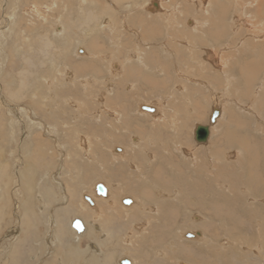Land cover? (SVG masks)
Returning a JSON list of instances; mask_svg holds the SVG:
<instances>
[{
    "label": "rangeland",
    "instance_id": "rangeland-1",
    "mask_svg": "<svg viewBox=\"0 0 264 264\" xmlns=\"http://www.w3.org/2000/svg\"><path fill=\"white\" fill-rule=\"evenodd\" d=\"M7 2L6 7L8 9L0 8V21L5 19L1 18L4 14H7L6 16H9L8 19L11 20L9 30V23L0 22V197L2 193L6 192H11L12 197L8 205L3 197L0 198V211L6 209L0 218V263L67 264L72 261V256L63 261L67 251L66 245L70 246L74 243L75 246L85 249L89 240L84 236H74V231L67 226L68 221L74 216L79 217L74 219H80L82 216H96V214H89L85 211L80 212L76 208H79L78 204L81 202L86 204L83 200L88 194L84 192L90 191L95 182L102 181L111 186L112 192L114 190L119 192L121 184L127 186V191L124 193L126 196L122 198V200H132L127 205L135 203L136 198L143 197V193L146 194L143 191V185L150 189L149 193L151 191L150 194L147 193L150 201H153L151 196L156 194L160 195V198H164L169 193L172 196L175 189L183 191V197L178 200L168 198L158 202V212L156 213H142L136 208L129 214L124 212L119 204L112 201L111 204L113 205L110 209L98 205V207L100 206V210L97 212L98 216L101 215L102 211L104 213L106 209L105 217H111L107 221V227L102 226V230L108 231L112 237V239H107L108 244H104L105 247L103 248H109L114 238L118 237L119 246H115V254H112L115 258H113L112 264H119L118 259L121 257L130 258L132 264H134V260L136 264H149L142 261L149 258L154 259L149 261L150 264H172L175 259L177 260L175 264H252L251 262L254 261L261 264L264 260L262 259L263 256H257L253 252L257 244L264 246V243H260L261 238L259 237L261 233L264 235V203L260 206L262 215L259 212L254 214L255 217L259 216L263 221V229L258 233L254 224L249 221L248 215L243 216L244 200H242V196L236 194L240 186L243 187L244 184H241L242 176L249 169L255 171H252L253 173L249 171L255 184L260 178L263 181L256 184L254 189L257 188L258 191L264 189V122L261 124V121L255 120L256 114L261 112L263 113L262 118L260 115L258 118L264 119V110H262V108L264 109V95H262L264 92L260 90L261 94L256 98L250 93L247 99L244 83L240 80L242 79L241 74L246 71L241 72L237 69L234 71L237 80L231 82L233 85L229 90L226 89L227 92L224 91L223 83L210 76L209 83L215 84L214 86L219 88L214 90L211 100L205 99L207 91H204L203 87L190 85V80H193L194 75H198V71H196L198 66L194 60L199 58L200 53L197 52L199 50L192 52L197 54H195L196 58L188 59L189 50L183 44L185 37L183 32L179 30L186 29L181 26L183 22L186 27L191 28L195 26L194 19L199 17L201 24L203 16L208 15L209 19L205 20L212 29L209 36L213 34L214 30L220 33L231 30L235 24L240 26L238 38H233L232 45H235L237 40L249 37L246 35H251L253 29H249L244 22L237 23L233 18L234 15L231 17L229 14L230 11H238L242 14L241 19L246 21V17H243L245 14L238 10L241 7L237 8V4L246 2L245 5L242 4L243 10L250 12L251 19H249L251 23L255 22L256 26L260 17L257 19L255 11L257 6L262 3L263 8L259 13L264 14V0H254V2L253 0H19L18 3L15 0H7ZM159 2L160 6H158ZM134 3L137 6L136 14H140L144 19L141 25L149 26V30L162 29L163 24L167 22V20L161 21L159 18L162 16L161 11L162 13L167 12L164 18L177 19L180 26L176 23L177 28L175 27V29L177 30H175L173 39L163 34L150 35L151 32L146 30L147 38L167 43L165 54H170V52L176 54L175 56L178 58L176 69L180 70L181 74L180 78L176 80L177 82L174 83L173 80L169 79L174 76L173 71L174 74L176 72L170 64L171 58L167 55L163 58L152 49L146 51L145 60L148 64L146 71L138 66L139 71L135 69L129 71L130 77L126 82L106 86L107 83H113L114 79L109 74L107 67L109 68L111 64L121 66L122 57H126V50L122 49L120 55L122 57L116 58L118 53L115 54L114 52L117 49L115 46L118 43L117 38L110 35L108 26H101L112 15L117 18V23L119 21L122 23L123 14L127 11V7L134 8ZM12 4H14L13 7ZM202 4H205V8L199 10L203 6ZM249 4L252 5L249 7ZM31 6L37 9L34 10L33 8V12ZM149 6L153 12L149 11ZM180 9L181 12H179ZM205 9L208 13L204 14L203 10ZM37 10L40 11L41 18L35 16ZM209 10L211 11L209 12ZM198 11L201 12L199 16H197ZM14 18L18 21L16 22ZM137 19L139 18L137 17ZM259 24L261 23L259 22ZM19 30L23 31L25 35L26 41L23 44L17 40V37L20 36ZM85 30L91 31L89 35L84 33ZM12 35L17 36L14 38ZM260 35L263 38L260 39L261 43H259L261 45L259 51L262 54L257 56L255 53L254 57L263 62L262 66H264V32ZM130 40L132 41L130 47H133L135 41ZM253 40L256 41V39ZM254 41L251 40L250 42L253 44ZM203 42L212 44V41ZM250 42L247 45L251 44ZM238 44L242 54L244 49L249 48L245 46L246 44ZM202 47L206 50L210 49L208 45ZM92 48L99 49L100 55L103 54L105 60L102 58V65L90 61L94 57ZM110 54L113 58L108 56ZM206 55V52L202 51L203 59ZM245 55L247 57L243 58L246 61L249 58V62L252 53ZM243 58L240 59L241 61H237L236 56H232L229 58L231 60L229 62L231 65L245 66L244 64L248 62L245 63ZM51 61H54L58 66L52 68ZM150 62L155 65V68L150 69ZM209 64L206 65L209 66ZM158 65L164 66L167 79L166 77L162 79L159 76L161 74L156 68ZM214 65L209 67H214ZM118 69L113 68L112 71ZM148 70L152 72L147 73ZM55 71L57 73L55 79L58 82L52 79L55 76L52 77L51 74ZM67 72L73 74L74 80L67 75ZM142 72L146 76L138 78V74ZM91 75L101 80H96V82L91 80L89 84L86 81L88 85L83 88L81 80L90 78ZM100 76L104 79L102 80ZM48 80L52 88L46 84ZM104 81L106 82L104 83ZM115 81L120 82L119 80ZM262 81L264 82V70L256 75L253 82L256 84L253 85L257 87ZM237 85L238 89L235 90L233 86L237 88ZM260 85L264 89V84ZM111 88L115 90L117 96L109 91ZM173 93H175L176 99L172 98ZM180 93L185 94L183 99L179 98ZM238 93H241L243 99L241 101H244L243 107L234 106L236 102L233 100H239ZM103 94L105 95L99 99V95ZM44 96H46L45 99H43ZM101 100L106 102L108 109L112 112L100 109ZM188 100L190 101L188 108H191L192 101L198 102V105L200 104L199 110L205 114V118H194L189 125L183 112ZM81 102L90 108L87 113L91 112V116L86 115V119H75L78 116V111L75 110L73 104L79 106ZM141 103L145 106H148L147 104L157 105L158 113L156 116L148 113L149 116H145L147 111L138 108ZM214 109H221L222 116L216 117L212 123L210 116ZM174 117L177 118L179 124L178 140L181 142L184 140V130L188 125L186 132L190 133L188 143L193 148L191 151L199 149L201 153V150L215 147L214 151L219 149L217 154L221 159H224L229 152H232L231 154L235 152L232 160L237 159V162H216L215 166H211L210 157H201L199 161L203 160L200 168L202 177L198 183H195V187L188 186L186 188L180 175V155L176 153V158L172 164L174 181L168 179V176L164 178L162 170L167 167L164 160L166 155L164 148L170 145L172 139H175V131L171 130V125L168 122ZM253 118L256 122L253 121ZM244 122L248 123L246 128H238V130V125ZM210 124L214 125L213 131H210V139L206 142H196L194 139L196 126H211ZM160 129L163 130L162 134L154 133ZM9 131L13 132V136ZM231 132L235 136L237 133L240 134L237 137L242 138L246 147L249 146L248 148L244 146V148L256 155L257 162L255 166H252V169L248 165L245 172L240 168L238 169L241 159H238L236 149L230 147L233 139ZM133 138L141 141L142 148L132 147L130 149V144L135 142ZM82 139L85 140V144H82ZM213 144L215 146H212ZM114 146H120L124 151L115 153L113 152ZM80 147L87 149L85 153ZM106 147L112 151L108 152ZM33 150L34 153H32ZM126 151L130 152L127 162L124 158H112V153L123 157L126 155ZM147 152H152L153 159L151 161L156 163L157 168L151 178L160 182L158 187L152 186L148 181L150 180V160ZM133 165L135 166L134 169L131 168ZM21 167L24 168V176L29 178V175H33L31 184L23 183L21 185V182L16 180L18 174L23 171L19 170ZM254 167L257 168L253 169ZM203 175H205L206 181H203ZM9 181L11 183L8 186ZM212 182H215L218 187L222 183H226L230 188L226 192L216 190L214 185H210ZM193 188L198 191L195 196L199 201H202L199 199L200 194L209 190L213 191V189L220 199L216 198V202L211 201L212 203L208 202L207 204L202 201V208L193 209L194 213L189 212L187 208L191 202L186 195L188 192L193 193ZM220 200L227 201L223 203ZM192 214L199 217L194 222L191 218ZM128 215H130L129 218ZM99 224V221L95 223L97 226ZM233 224L238 226L234 227ZM145 228L146 237H143L142 234L139 237L133 234L140 233ZM67 229L72 236L65 237L63 235ZM181 230L182 233L198 230L203 237L199 240L188 239L194 241V244H187L177 238V234ZM124 234L138 238L132 242L133 246L125 244L119 239ZM237 236L245 238L244 246H237ZM251 237L252 241L249 242ZM93 244L97 245V242L94 241ZM224 246L227 248L223 249ZM260 253H264V250ZM9 254H12L10 258H8ZM165 254L174 261L166 260ZM179 255H181L180 258H178ZM5 258H8L7 261H4ZM95 263L97 264L98 261Z\"/></svg>",
    "mask_w": 264,
    "mask_h": 264
},
{
    "label": "bare ground",
    "instance_id": "bare-ground-1",
    "mask_svg": "<svg viewBox=\"0 0 264 264\" xmlns=\"http://www.w3.org/2000/svg\"><path fill=\"white\" fill-rule=\"evenodd\" d=\"M16 1V3H18L19 2V0H15ZM21 1V0H20ZM82 1H84V0H82ZM138 1V0H137ZM211 1V0H210ZM220 1V0H219ZM226 1V0H225ZM238 1V0H237ZM250 1V0H249ZM103 2V1H102ZM253 2H254V0H253ZM6 3H8L7 2V0H1V2H0V8L1 9H3V8H6V9H8V7H6L8 4H6ZM55 3V2H54ZM77 3V2H76ZM112 3V2H111ZM246 3V2H245ZM245 3L243 4V5H245ZM62 4V3H61ZM73 4V3H72ZM206 4V3H205ZM205 4H202L203 6L202 7H200L199 8V10H202L203 8H205L204 6H205ZM242 4H237V8L238 7H241L240 9H238V10H240V12H242L243 14H245V16H243L244 18L246 17V21L245 20H242L241 19V17L240 16H242V14L241 13H239L238 11L237 12H232V11H230V15H231V17H232V15H234L233 16V18H236L237 19V21L238 20H242V22H244L245 24H247V27L249 28V29H253V33L250 35V34H247L246 36H249V37H247V38H243V39H240V40H237V44H235V45H232V43H233V38H238V36H239V27L240 26H236L237 24H235L234 25V27L231 29V30H227V31H225V32H220V33H218V31H216V30H214L213 31V34L211 35V36H209V32L212 30V29H210V27H209V24L206 22V20L205 19H209L208 18V15H206V16H203V22L200 24V19H199V17L198 18H196V19H194V24H195V26L194 27H191V28H188V27H186L185 25H184V22L182 23V25L181 26H184L186 29H183V30H179L180 32H183V36L185 37L184 39L183 38H181V39H183L184 40V42H183V44H184V46L189 50V52H188V59H190V58H196L195 57V54L194 53H192L193 51H197V50H199V51H197V52H199L200 53V56H199V58L198 59H196V60H194V63L198 66V67H196L195 69H196V71H198V75L197 76H195L194 75V77L192 78L193 80L191 81L190 80V85L191 84H194V85H196V86H200V87H203V89H204V91L206 90L207 91V96H206V98L205 99H207V100H209L210 98H211V95L214 93V90L215 89H217V88H219V87H215L213 84H210L209 83V81H210V76L212 77V78H214L215 80H217V81H219V82H221V83H223L224 84V91L227 89V90H229L230 89V87L233 85V84H231V82L232 81H234V80H237V77H236V75L234 74L235 72V70L237 71V69H238V71H246L247 72V74H246V72L245 73H243V74H241V78L242 79H240L239 77H238V79H240V80H242V82L244 83V88L246 89V91H245V94H246V96H247V99H248V95H250V93L251 94H253V97H258V95L259 94H261L260 93V90L262 91V92H264V89H263V87H262V85H260V84H264V82L262 83H260L257 87H256V85H253V84H256V82L255 83H253L254 82V80H255V77H256V75L260 72H262L263 70H264V66H262V64H263V62H261V61H259L258 59H255V57H254V55H255V53L257 54V56L260 54H262L261 53V51H259V47L261 46L259 43H261L260 42V39L262 38V36L260 35L262 32H264V14H261V13H259V12H261L262 11V3H260L258 6H257V9H256V11H255V16L257 17V19H258V17H260V20L258 19V23H256V26H255V22L254 23H251V17H250V12L249 11H244L243 9H244V6L242 5ZM254 4V3H253ZM19 5V4H18ZM53 5V4H52ZM193 5V4H192ZM201 5V4H200ZM252 4H249V7L251 6ZM14 6V4H12V7ZM34 6H35V4H34ZM42 6V5H41ZM40 6V7H41ZM73 6V5H72ZM85 6V5H84ZM135 6V7H134ZM134 8H130L129 6L127 7V11L126 12H124V14H123V17H124V20L122 21V23H121V21H119V23H117V18L116 17H114L113 15L111 16V17H108L107 18V20L104 22V24L101 26V27H106V26H108V29H109V32H110V35L111 36H116V38H117V40L116 41H118V43H117V45H115L116 47H117V49H116V51L114 52L115 54H117L118 53V55L116 56V58H120V57H122V56H120L121 54H122V49H125L126 50V57H122V59H123V62H122V65H121V68H120V70H117V71H112V69L113 68H119V65L118 64H111V68L109 67H107V69H108V71H109V74L112 76V79H113V83H107V85L106 86H109L110 84L112 85L113 84V86L114 85H119V84H121V82H126L127 80H128V77H130V70L131 69H135V70H138L139 71V67H141L144 71H146L147 69H148V64H147V62H146V60H145V58H146V55H147V52L146 51H150V50H152V49H154L156 52H158L159 53V55L160 56H162L163 58L164 57H166V55L169 57V58H171V66H173V70H175L176 72H175V74H174V71H173V75L174 76H172V78H169V79H171V80H173L174 81V83L175 82H177L176 80L178 79V78H180L179 76L181 75L180 74V70H177L176 68V62H178V58H177V56H175L176 54L174 53V52H170V54L168 53V54H165V48L167 47L166 46V42L165 41H157V40H154V39H150V38H147L146 37V35H147V32H146V30L147 31H149V32H151V34L150 35H160V34H163V35H165L166 37H169V38H174V35H175V30H177V29H175V27H176V25L178 24V26H180L179 25V23H178V21H177V19H174V18H171V17H167V18H164V15L167 13H160V14H162V16H160L159 18L161 19V21L163 20V19H165V20H167V22L165 23V24H163V26H162V29H158V28H154V29H152V30H149L150 29V27L149 26H146V27H144L143 25H141V24H143V16H141L140 14H136V12H135V9L137 8V6L135 5V3H134ZM158 6H159V4H158ZM233 6V5H232ZM248 6V5H247ZM90 7V6H89ZM132 7V6H131ZM18 8V7H17ZM27 8V7H26ZM31 10H33V6H31ZM51 8V7H50ZM66 8V7H65ZM88 8V7H87ZM102 8V7H101ZM119 8V7H118ZM117 8V9H118ZM191 8V7H190ZM214 8V7H213ZM233 8H236V7H233ZM0 9V10H1ZM22 9V8H21ZM28 10H30L29 8H27ZM37 8L35 7L34 8V10H36ZM81 9V8H80ZM147 9V8H146ZM149 11H152L151 10V7L149 6ZM175 9V8H174ZM16 10V9H15ZM34 10H33V12H34ZM42 10V9H41ZM123 10V9H122ZM126 10V9H125ZM212 10V9H211ZM211 10H209V12L211 11ZM237 10V9H236ZM12 11V10H11ZM27 11V10H26ZM63 11V10H62ZM124 11V10H123ZM174 11V10H173ZM176 11H178V10H176ZM219 12H220V10H218ZM13 12V11H12ZM138 12V11H137ZM179 12H181V9L179 10ZM223 12H224V10H223ZM222 12V13H223ZM21 13V12H20ZM28 13H29V11H28ZM35 16L36 17H38V18H41L40 16H41V14H40V11H35ZM66 13V12H65ZM203 13L205 14V13H208L207 12V9H205V10H203ZM33 14V13H32ZM84 14V13H83ZM169 14V13H168ZM173 14V13H172ZM1 15V14H0ZM7 15V14H6ZM5 14L3 15V17H1V18H5V19H2L0 22L1 23H9L8 24V30L10 29V22H11V20H9L8 19V17L9 16H6ZM15 15V14H14ZM117 15V14H116ZM199 15H201V12L200 11H198V15L197 16H199ZM44 16V15H43ZM59 16V15H58ZM83 16V15H82ZM172 16V15H171ZM176 16H177V14H176ZM12 17V16H11ZM137 17L139 18V19H137ZM145 17H147V16H145ZM209 17H211V16H209ZM230 17V16H229ZM44 18V17H43ZM153 18V17H152ZM158 18V19H159ZM250 18V19H249ZM131 19V20H130ZM148 19V18H147ZM157 19V18H156ZM211 19V18H210ZM226 19V18H225ZM7 20V21H6ZM14 20H15V18H14ZM26 20V19H25ZM154 20V19H153ZM230 20V19H229ZM16 21V20H15ZM18 21V20H17ZM16 21V22H17ZM158 21H160V20H158ZM15 22V23H16ZM259 22L261 23V24H259ZM15 23H14V25H15ZM161 23H163V22H161ZM177 23V24H176ZM217 23V22H216ZM237 23H239V22H237ZM39 24V23H38ZM147 24H149L148 23V21H147ZM189 24H190V22H189ZM222 24V23H221ZM220 24V25H221ZM232 24V23H231ZM240 24V23H239ZM18 25V24H17ZM20 25V24H19ZM42 25V24H41ZM29 26H30V24H29ZM94 26V25H93ZM16 28H17V26H15ZM33 27V26H32ZM96 27V26H95ZM95 27H94V29H95ZM62 28V27H61ZM70 28V27H69ZM177 28V27H176ZM180 28V27H179ZM178 28V29H179ZM226 28V27H225ZM224 28V29H225ZM230 28H231V26H230ZM29 29V28H28ZM182 29V28H181ZM223 29V28H222ZM33 30V29H32ZM63 30V29H62ZM65 30V29H64ZM20 31V30H19ZM37 31V30H36ZM95 31H97V30H95ZM179 31H178V33H179ZM3 32V31H2ZM15 32H17L16 30H15ZM14 32V33H15ZM75 32V31H74ZM91 31L90 30H85L84 31V33L85 34H87V35H89V33H90ZM177 32V31H176ZM185 32V33H184ZM13 33V32H12ZM56 33V32H55ZM60 33V32H59ZM20 36L19 37H17V40L18 41H20L21 42V44H23V43H25V41H26V39H25V35H24V33H23V31L21 32L20 31ZM29 34V33H28ZM33 34V33H32ZM39 34V33H38ZM57 34H58V32H57ZM227 34H229L228 36H227ZM17 35H18V33H17ZM17 35H12L14 38L17 36ZM182 36V37H183ZM245 36V37H246ZM264 36V35H263ZM251 37V38H250ZM111 38H113V37H111ZM115 38V37H114ZM130 39H133L134 41H135V45H132L133 47H130V42H132ZM249 39H251L252 41H254L253 39H256V41H254L255 43H253L252 44V42H250L249 41ZM263 39V38H262ZM28 40V39H27ZM30 40V39H29ZM114 40V39H113ZM247 40V41H246ZM48 41L49 42H51L50 41V39H48ZM203 41H212V44H210V43H207V42H203ZM251 43V44H249V45H247L249 42ZM56 42V41H55ZM114 42V41H113ZM203 42V43H202ZM198 43V44H197ZM238 43H241L242 45L243 44H246L245 46H248L249 48H247V49H244L243 50V52L245 53V54H247V53H252V59L250 58V60H249V62H248V59H247V61L245 60V58H243V57H247L244 53V55L242 54V51H240V49H239V44ZM52 44H53V42H52ZM134 44V43H133ZM37 45V44H36ZM206 45H208L209 46V50H206V49H204L202 46H206ZM55 46V45H54ZM183 46V45H182ZM170 47V46H169ZM216 47H218V49H216ZM38 48V47H37ZM184 48V47H183ZM58 49V48H57ZM167 49V48H166ZM173 50V48L171 49V51ZM202 51H205L206 52V57H204V59H203V57H202ZM59 52V51H58ZM117 52V53H116ZM55 53V52H54ZM94 53V54H93ZM112 54H113V51L111 52ZM88 54V53H87ZM92 54L94 55V57L90 60L92 63H99L100 65H102V58L104 59V57H103V54L102 55H100V51H99V49H97V48H92ZM109 54V53H108ZM242 54V55H241ZM197 55V54H196ZM70 56V55H69ZM108 56H110V57H112L113 58V56H111V54L110 55H108ZM219 56H221V57H219ZM232 56H236V60L237 61H241L240 59L241 58H243V60H245V63H247V64H244L245 66H240V65H231V63L229 62V58L230 57H232ZM238 56V57H237ZM256 56V57H257ZM86 57V56H85ZM107 57V56H106ZM161 57V58H162ZM219 57V58H218ZM254 57V58H253ZM65 58V57H64ZM239 58V59H238ZM48 59H50V58H48ZM234 59H235V57H234ZM52 60V59H51ZM63 60V59H62ZM65 60V59H64ZM63 60V61H64ZM105 60V59H104ZM160 60V59H159ZM206 60V61H205ZM97 61V62H96ZM231 61V60H230ZM49 62V61H48ZM210 63V64H209ZM239 63V62H238ZM36 64V63H35ZM48 64V63H47ZM190 64H191V62H190ZM206 64H209V66H211V65H213V64H215L214 65V67H209V66H207ZM234 64V63H233ZM242 64H243V62H242ZM51 65H52V68H55L56 67V65L57 64H55V62L54 61H51ZM61 65V64H60ZM103 65H105V64H103ZM185 65H186V63H185ZM58 66V65H57ZM114 66V67H113ZM139 66V67H138ZM150 69H153V68H155V65L153 64V63H151L150 62ZM157 67H159L160 69L159 70H157L158 72H160V74L161 75H159L162 79L164 78V77H166V71H165V68H164V66H162V65H158V66H156V68ZM236 67V68H235ZM103 68V67H102ZM179 68H180V66H179ZM63 69V68H62ZM186 70V69H185ZM194 70V69H193ZM50 71V70H49ZM49 71H48V73H49ZM54 71V70H53ZM188 71H190V70H188ZM187 71V72H188ZM60 72V71H59ZM95 72V71H94ZM97 73H100L99 71H96ZM152 72V71H151ZM149 70H148V72L147 73H151ZM195 72V71H194ZM51 73V72H50ZM45 74V73H44ZM56 71L55 72H53L51 75H53L52 77H54V78H52L53 79V81L55 80L56 82H58V80H56L55 78H56ZM185 74V73H184ZM67 75L68 76H70V78L72 79V80H74V76H73V74L71 73V72H67ZM66 75V76H67ZM187 75V74H186ZM238 75V74H237ZM144 76H146L145 74H143V72L142 73H139L138 74V78L140 77H144ZM187 76H190V75H187ZM260 76H263V75H261L260 74ZM259 76V77H260ZM50 77V76H49ZM96 77V76H95ZM100 77H102V76H100ZM123 77V78H122ZM184 77H185V75H184ZM190 77H192V76H190ZM258 77V78H259ZM91 78V79H90ZM90 78H85V79H82L81 80V85H82V87L83 88H85L90 82H91V80L92 81H95L96 82V80H98V81H100L101 79L100 78H94V76H92L91 75V77ZM186 78V77H185ZM188 78V77H187ZM71 79H69V80H71ZM104 78L102 77V80H103ZM130 79V78H129ZM145 79V78H144ZM166 79H167V77H166ZM175 79V80H174ZM213 79V80H214ZM51 80V79H50ZM115 80H119L120 82H118V81H115ZM212 80V79H211ZM34 81V80H33ZM52 81V80H51ZM88 82V84H87V82ZM97 81V82H98ZM139 81V80H138ZM146 81V80H145ZM160 81H163V80H160ZM259 81V80H258ZM17 82H18V80H17ZM106 81H104V83H105ZM218 82V83H219ZM15 83H16V81H15ZM19 84H22V83H19ZM46 84H48V86L50 87V88H52V86L50 85V81L48 80L47 82H46ZM93 84V83H92ZM126 84V83H125ZM220 84V83H219ZM238 84H239V81H238ZM257 84H258V82H257ZM73 85V84H72ZM243 85V84H242ZM112 86V87H113ZM216 86H217V84H216ZM188 87V86H187ZM234 88H235V90L236 89H238V85H237V88H236V86H233ZM232 87V88H233ZM242 87V86H241ZM87 89H88V87H87ZM159 90V89H158ZM157 90V91H158ZM227 90H226V92H227ZM232 91H233V89H231ZM259 90V91H258ZM109 91H112L111 93H113L115 96H117V94L115 93V90L114 89H109ZM184 91V90H183ZM182 91V92H183ZM239 91V90H238ZM241 91V90H240ZM88 92H89V90H88ZM223 92V91H222ZM225 92V93H226ZM244 92V91H243ZM181 94V96H179V98L181 99H183V97L185 96V94L184 93H180ZM241 94V93H240ZM239 93H238V97H239V100L238 101H235V100H233L234 102H236V103H234V106H237V105H240L241 107H243V104H244V101H241V95H240ZM14 95V94H13ZM86 95V94H85ZM105 94H103V95H99V99L101 98V97H103ZM187 95V97H188V94H186ZM262 95H264V93L262 94ZM24 96V95H23ZM26 97H27V95H26ZM46 98V96H44L43 97V99H45ZM66 98V97H65ZM172 98H175L176 99V97H175V93H173V96H172ZM178 98V97H177ZM204 98V97H203ZM169 99V98H168ZM211 100V99H210ZM243 100V99H242ZM245 101H246V99H245ZM2 102V101H1ZM99 103V102H98ZM189 103H190V101L188 100V102L186 103V109L183 111L184 112V118L186 119V121H188L189 123H188V125L190 124V122L194 119V118H196V119H200V117H204L205 118V114H204V112L202 111V110H199L200 109V104L198 105V102H193L192 101V106H191V108H188V106H189ZM219 104V103H218ZM2 106H3V103L1 104ZM148 106H145V105H143L142 103H141V105L139 104V106H138V108H139V110H145V116H149V115H153V116H156V114L158 113V109H157V105H155V104H147ZM73 106H75L74 108H75V110L77 109V113H78V116H77V118H75V119H86L87 117H86V115H89V116H91L90 114H91V112L90 113H87V112H89V110H90V108H87L88 106L86 105V104H84L83 102H81L80 103V105L79 106H76L75 104H73ZM100 109H106V110H108V111H110V109H108V107H107V105H106V102L105 101H102L101 100V104H100ZM264 106V105H263ZM144 107H146V108H149V109H144ZM190 107V106H189ZM142 108V109H141ZM196 110H198L196 113H194V111H196ZM262 110H264L263 108H262ZM219 111V114H218V118L219 117H221L222 116V110L220 109V110H218ZM110 112H112V111H110ZM141 112H143V111H141ZM76 113V114H77ZM149 115H148V114ZM258 115H260V117L262 118V115H263V113L261 112V113H259V114H256V119L255 120H257V122L258 121H261L262 123L261 124H263V122H264V119H259L258 118ZM75 117H76V115H75ZM80 117H82V118H80ZM86 117V118H85ZM96 118L99 120V118H98V116H96ZM216 119V118H215ZM254 120V118H253V121L254 122H256ZM33 122V121H32ZM164 123H166V122H164ZM170 125H171V130L172 131H175V139H172V141H171V143H170V145H168V146H165V148H164V152H165V157H164V160H165V162H166V165H167V167H165V169L164 170H162V173H164L163 174V176H164V178L166 177V176H168V179H171V180H173L174 181V173H173V170H172V164H173V161H174V159L176 158V153H178L179 155H180V159H181V161H180V164H181V173H180V175H181V177H182V181H183V185L185 184V186H186V188L188 187V186H192V187H195V183H198L199 181H200V178L202 177V170L200 169L201 168V165H202V162H203V160H200L199 161V159L201 158V157H203V156H208V157H210L209 158V161H212V165L211 166H215V164H217L216 162H225L226 161V163L227 162H235L237 159H235V160H232L233 158H234V156H233V154L235 153H233V154H231L232 152H229L226 156H225V158L224 159H221L220 157H219V155L217 154L218 153V150H215L214 151V148L215 147H209V148H207V149H204V150H201V153H200V150L198 149V150H192L191 151V149H193L192 147H191V145L188 143V140H190V133L189 132H186V129L188 128L187 126L188 125H186V129L184 130V140L181 142V141H179L178 140V131H179V124L177 123V118L176 117H174L173 119H171V120H169V122H168ZM247 122H244V123H241V124H239L238 125V127H237V129L238 128H242V129H245L246 128V126H247ZM257 124V123H256ZM11 125V124H10ZM211 125V124H210ZM237 125V124H236ZM198 126H202V127H204V126H206L208 129H209V131H208V138H207V140H209L210 139V137H211V133H210V131L212 130V128H214V125H211V126H209V125H197L196 126V128H195V130H194V137H195V133H196V129L198 128ZM9 127V126H8ZM41 128V127H40ZM236 129V131H238ZM11 130V129H10ZM241 130V129H240ZM213 131V130H212ZM234 131V130H233ZM10 132V131H9ZM239 132V131H238ZM154 133H157V134H162L163 133V130L162 129H160V130H158L157 132H154ZM232 133V132H231ZM10 134L13 136V132L11 131L10 132ZM235 134V133H234ZM225 135V134H224ZM232 135H233V133H232ZM237 135H239L240 136V134H238L237 133ZM237 135L235 136V135H233L232 137H233V139H232V143H230L231 145H230V147L231 148H235L236 149V154H237V156H238V159H241L240 160V162H239V167H238V169L240 168V170H242L243 172H245L247 169H248V167L250 168L251 167V169H252V166H255V163L257 162V160H256V158H255V156L256 155H254L253 154V152H249L247 149H245V148H248L249 146L247 145V142H246V145H247V147L245 146V144L243 143V140H242V138L240 137L239 138V136L237 137ZM37 138V137H36ZM80 138V137H79ZM224 138V137H223ZM229 138V137H228ZM38 139V138H37ZM195 139V138H194ZM229 139H231V138H229ZM40 140V139H39ZM38 140V141H39ZM133 140H135V142L134 143H131L130 144V149H132V147H136V148H142V144H141V141L139 140L138 141V139L137 138H133ZM206 140V141H207ZM237 140V141H236ZM37 141V142H38ZM82 141V144H85V140L84 139H82L81 140ZM195 141H196V139H195ZM206 141H204V142H206ZM246 141V140H245ZM248 141V140H247ZM41 142V141H40ZM196 142H198L199 143V141H196ZM201 143V142H200ZM41 144V143H40ZM244 144V145H243ZM23 145V144H22ZM25 145H27V144H25ZM205 145H207V144H205ZM205 145H201V146H205ZM219 145V144H218ZM24 146V145H23ZM212 146H215L214 144L212 145ZM244 146H245V148H244ZM219 147V146H218ZM23 148V147H22ZM27 148V147H26ZM107 148V150H108V152H111L112 151V149H109L108 147H106ZM29 149H31L30 147H29ZM80 149L82 150V152L83 153H85V151L87 150V149H85V148H82V147H80ZM1 151V150H0ZM124 151V149L122 148V147H120V146H114V149H113V152H115V153H121V152H123ZM190 151V152H189ZM217 151V152H216ZM235 151V150H234ZM256 151V150H255ZM35 152H36V154H37V150H36V146H35ZM27 153V152H26ZM32 153H34V150L32 151ZM128 152L126 151V155H123V157H120L119 155H117V154H115L114 155V153H112V158L113 159H117V158H124V160L127 162L128 161V159H129V153L127 154ZM148 153V157H149V160H150V163H149V170H150V180H148L149 181V183H151L152 184V186H155V187H158V184L160 183V182H158V181H155V180H153L152 178H151V175L153 174V172L156 170V163L155 162H152L151 160L153 159V155H152V152H147ZM175 153V154H174ZM200 156V157H199ZM243 159V160H242ZM2 160V159H1ZM232 160V161H231ZM237 162V161H236ZM209 163V162H208ZM23 164L25 165V163H24V160H23ZM229 166L231 165V164H228ZM236 165H237V163H236ZM247 165H248V167H247ZM233 166V165H232ZM131 168H135V166L133 165V166H131ZM235 168V167H234ZM257 168V167H256ZM255 167L253 168V169H256ZM19 170H23L22 171V173H20V174H18V178L16 179V180H18L19 182H21V185L23 184V183H30L31 184V179H32V176L33 175H29V178L28 177H26V175L24 176V168L23 167H21ZM239 170V171H240ZM225 171H227V170H225ZM230 171V170H229ZM249 171H251L250 169H249ZM247 172L246 174H244L243 176H242V180H241V184L243 183L244 185H245V182H246V185L244 186L243 185V187H241L240 186V188H239V191H237V196H242V200H244L243 202V210H244V212H243V216L244 215H248V217H249V221L251 222V223H253L254 224V226L256 227V231L259 233V232H261L262 231V226H263V221L259 218V216L258 217H255L254 216V214H258V212L260 213V215H262V210L260 209V206L264 203V189L263 190H261V191H258L257 190V188H255L254 189V186L256 185V184H259V183H261V182H263L262 180H261V178H260V180H257L256 181V184L253 182V180H252V178H251V173H253V172H255V171H251V173L250 172ZM257 172H258V170H257ZM206 173V172H205ZM241 174V173H240ZM254 174H256V173H254ZM253 174V175H254ZM212 176H214V175H212ZM247 176H249V178H247ZM216 180H218V178H215ZM256 179V178H255ZM258 179V178H257ZM13 180V179H12ZM16 180H14V181H16ZM146 181V180H145ZM203 181H206V177H205V175H203ZM224 182V181H223ZM10 181L8 182V186L10 185ZM96 185H101V186H103L104 187V192L105 193H98L97 192V190H96ZM210 185H214L215 186V188H216V190H221V191H224V192H226V190H229V188H230V186L228 185V184H226V183H222L221 185H220V187H218V185L215 183V182H212V183H210ZM114 186V185H113ZM112 186V187H113ZM111 186L110 185H106L104 182H102V181H98V182H95L93 185H92V188H91V190L90 191H86V192H84L85 194H88L87 196H85V198H84V202L86 203L85 205L81 202L80 204H78V207L79 208H76L78 211H80V212H82V211H85V212H87V213H89V214H96V216L95 215H90V216H82V218H80L79 220L81 221V223H82V225H83V230H82V232H79V233H77V231L75 230V229H73L72 228V226H71V223H72V221L74 220V218H79V217H71L70 219H69V221H68V227L70 228L71 227V230L72 231H74L73 232V235L74 236H76V237H78V236H84V237H86V238H91L90 239V242L88 243V245H87V247H86V249L84 250V252L86 253V254H88V253H91V254H96V253H94V252H91V250H90V248L92 249V247L91 246H96V245H91V243L93 242V241H96V242H99L100 243V245L101 246H104V244H108V240L107 239H112V237L110 236V233L108 232V231H106V230H102V229H100L99 230V232H96L95 231V229H94V225H95V223H97V221H99L100 222V224H101V226H103L104 227V223L102 224V222H103V220H104V217H105V211H106V209H105V211H104V213H103V211H102V213H101V215H99L98 216V214H97V212H98V210H100V206H102V208H107V209H110V207H112V205L113 204H111V201L112 202H114V203H117V204H119V206L122 208V209H124L123 211L124 212H131V211H133L134 209H136V208H138V210L140 211V212H142V213H146V212H150V213H156V212H158V205H157V203L158 202H160V201H163V200H166V199H168V198H175V199H180V198H182L183 197V191L182 190H178V189H175L173 192V195L172 196H170L171 194L169 193L167 196H165L164 198H160L159 196L160 195H158V194H156L155 196H151V198H153V201H150L148 198H149V196H148V194H150L151 193V191H150V193H149V188L146 186V185H143V191L146 193V194H144L143 193V197H139V198H136V201H135V203L133 202V204L131 205H127V204H125L124 205V203H123V200H122V198H123V196H126V195H124V193L127 191V186H125V185H123V184H121L120 185V187H119V192H116L115 190L112 192L111 191ZM114 189V188H113ZM224 189V190H223ZM188 191V190H187ZM198 191L197 190H195L194 188H193V193H190V192H188V194L186 195L187 197H188V199H189V202H191L190 203V205L188 206V211L189 212H192V213H194L195 211L193 210V209H198L199 207H203V205H202V201L205 203V204H207L208 202H216V198H218V199H220V197L218 196V194L215 192V190L213 189V191H208V192H206V193H203V194H200L199 196V199L200 200H202V201H199L198 200V198L195 196V194L197 193ZM259 192V193H258ZM148 193V194H147ZM219 193H221V192H219ZM122 194V195H121ZM160 194V193H159ZM223 194V193H222ZM232 195H234V194H232ZM235 195V196H236ZM156 196H158V197H156ZM3 197V199H4V201L5 202H7V205H8V203H10L11 202V200H10V198L12 197V193L11 192H6V193H2V195H1V197L0 198H2ZM81 198H82V195H81ZM130 199V198H129ZM132 200L130 199V202H131ZM134 201V200H133ZM221 202H223V203H225L224 202V200H220ZM110 202V203H109ZM211 202V203H212ZM1 203V202H0ZM123 203V204H122ZM98 205H100L99 207H98ZM0 208H1V206H0ZM246 209V210H245ZM5 208L4 209H2L1 211H0V218L2 217V215L4 214V212H5ZM161 211V210H160ZM232 213H234V212H232ZM263 213H264V210H263ZM130 214V213H129ZM88 217H90V218H88ZM130 217V215H128V218ZM233 217H234V214H233ZM191 218H192V221L194 222V220H196V219H198L199 217L198 216H196V215H193L192 214V216H191ZM230 221V220H229ZM234 225V227H237L238 225L237 224H233ZM144 231V232H143ZM145 231H146V228H145V230H141L140 231V233H133L132 231H130L129 230V232H132L133 234H135L136 236H140L141 234L143 235V237H146L145 236ZM76 233V234H75ZM63 235H65V237L66 236H72V234L68 231V229L63 233ZM203 237V235H202V233L200 232V231H198V230H194V231H192V232H184V233H182V230L181 231H179L178 232V234H177V238H179L182 242H184V243H187V244H194V241H192V240H199L200 238H202ZM238 237V239L236 240L237 241V246H244L245 245V243H244V245H243V241L245 240V238L243 239V237H241V236H237ZM259 237L261 238V241H260V243H264V235L261 233L260 235H259ZM183 238V239H182ZM185 238H187V240H185ZM81 239V238H80ZM123 243H125V244H129V245H132L133 246V241H134V239H138L137 237L136 238H132V237H129L128 235H126V234H124L123 236H121L120 238H119ZM188 239H192V240H188ZM247 240V239H246ZM248 241V240H247ZM250 241H252V237L250 238V240H249V242ZM208 242V241H207ZM70 244H72V243H70ZM74 244V243H73ZM66 245L67 246V250H68V255L66 256H64L63 257V261H64V259L65 258H67V257H70V256H72L73 257V260L72 261H70V262H68L67 264H81L82 262H85V261H88L89 259L85 256V255H83V250L81 249V248H79V247H77V246H75V244L74 245ZM117 246H119V245H117ZM256 249L254 250V254H256L257 256H263V258L262 259H264V253H260L259 254V252H263V250H264V246H262V245H260V244H257L256 246ZM225 248H227L226 246H224V248L223 249H225ZM153 250H154V248H153ZM158 254V253H157ZM97 256H98V259L99 260H101V262H102V264H112V260H113V258H115V257H113V255L111 254V255H106L105 254V256H103V254L102 253H97L96 254ZM10 256H12V254H9L8 255V258H10ZM181 257V255H179L178 256V258H180ZM7 258V259H8ZM165 258H166V260H170L171 262L172 261H174V259H172V258H168V255H166L165 254ZM177 258V259H178ZM7 259L5 258V260L4 261H7ZM122 259H127V260H129L128 258H126V257H121V258H119V260H118V263L120 264V260H122ZM129 262H130V264H132V262H131V260H129ZM177 262V260L175 259V261L174 262H172V264H175ZM134 264H136V262H135V260H134V262H133ZM252 264H259V262H256V261H254V262H251ZM0 264H2V262L0 263ZM66 264V263H65ZM92 264H96L95 263V261L92 263ZM97 264H100L99 262L97 263ZM261 264H264V260H263V262L261 263Z\"/></svg>",
    "mask_w": 264,
    "mask_h": 264
},
{
    "label": "crops",
    "instance_id": "crops-1",
    "mask_svg": "<svg viewBox=\"0 0 264 264\" xmlns=\"http://www.w3.org/2000/svg\"><path fill=\"white\" fill-rule=\"evenodd\" d=\"M109 218H111V217H104V220L102 222V224L104 223V227H107V221H108ZM94 229H95L96 232H99V230L102 229L101 224H99L98 226L94 225ZM114 235H116V234H114ZM90 239L88 238V240H89L88 243L90 242ZM117 240H118V237L114 238V240L111 243L112 245L109 248H107V249H104L103 247H105V246H101L100 243L97 242V245L94 244L96 246H91L92 249L90 248V250H91V252H94L96 254L97 253H102L103 256H105V254H108V255L109 254H115V246H117L119 244ZM93 242L91 243V245H93ZM85 249H82L83 250V255H85L89 260L85 261V262H82L81 264H92L94 261H98L100 264H102L101 260L98 259V256L96 254H91V253L86 254L84 252ZM65 254H66V256L68 255V250L66 251ZM153 260L154 259L149 258L148 260L145 259V260H142V261L143 262H148L150 264L149 261H153Z\"/></svg>",
    "mask_w": 264,
    "mask_h": 264
},
{
    "label": "water",
    "instance_id": "water-1",
    "mask_svg": "<svg viewBox=\"0 0 264 264\" xmlns=\"http://www.w3.org/2000/svg\"><path fill=\"white\" fill-rule=\"evenodd\" d=\"M144 109H149V108L144 107ZM218 114H219V111L217 109H214L211 116H210V122L213 123L215 118L218 116ZM208 131H209V129L206 126H204V127L198 126V128L196 129V133H195L194 138L196 139V141L204 142L208 138ZM96 190L98 193H105L104 187L101 185H96ZM129 202H130V200H128V199L123 200L124 204H129ZM71 226L73 229H75L77 231V233L82 232V230H83V225L79 219H74L71 223ZM120 264H130V262L127 259H122V260H120Z\"/></svg>",
    "mask_w": 264,
    "mask_h": 264
},
{
    "label": "flooded vegetation",
    "instance_id": "flooded-vegetation-1",
    "mask_svg": "<svg viewBox=\"0 0 264 264\" xmlns=\"http://www.w3.org/2000/svg\"><path fill=\"white\" fill-rule=\"evenodd\" d=\"M159 4V6H160V2L158 3ZM151 12H153V11H151ZM162 12V11H161ZM235 20L237 21V19L235 18ZM237 22H239V23H242V20H238ZM120 68H121V66H119V69L118 70H120ZM157 69L159 70L160 68L159 67H157Z\"/></svg>",
    "mask_w": 264,
    "mask_h": 264
}]
</instances>
